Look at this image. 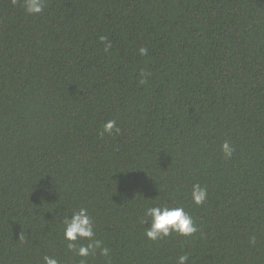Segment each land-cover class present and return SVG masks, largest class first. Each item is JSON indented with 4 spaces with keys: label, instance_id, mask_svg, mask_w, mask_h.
Returning <instances> with one entry per match:
<instances>
[{
    "label": "trees",
    "instance_id": "1",
    "mask_svg": "<svg viewBox=\"0 0 264 264\" xmlns=\"http://www.w3.org/2000/svg\"><path fill=\"white\" fill-rule=\"evenodd\" d=\"M108 120L120 132L101 136ZM154 204L199 231L149 240ZM81 207L109 257L68 249ZM183 254L264 264V0H46L35 15L0 0V264Z\"/></svg>",
    "mask_w": 264,
    "mask_h": 264
},
{
    "label": "clouds",
    "instance_id": "2",
    "mask_svg": "<svg viewBox=\"0 0 264 264\" xmlns=\"http://www.w3.org/2000/svg\"><path fill=\"white\" fill-rule=\"evenodd\" d=\"M25 10L30 15L40 14L44 11L46 0H22ZM141 54H146L147 49L141 48ZM120 132L115 120H108L104 123L101 136L104 133L112 134ZM223 154L226 158H230L235 151L229 141H224L221 145ZM191 198L195 205H203L208 198V190L206 187L196 183L192 186ZM142 223L146 227L145 235L151 241L162 240L164 237L171 235L173 232L189 237L199 231L198 225L194 218L186 212L184 207L169 204H154L148 206L144 210V219ZM64 239L68 241L67 247L78 257L86 258L95 255L99 250V254L103 257H109L110 249L102 246V241L95 239L96 233L92 217L88 213V209L81 207L79 210L73 211L70 215L64 217L63 221ZM84 240L86 243L78 244V241ZM188 254L180 255L176 264H188ZM44 264H60L55 256L45 255L43 257ZM80 264H86L85 260H81Z\"/></svg>",
    "mask_w": 264,
    "mask_h": 264
}]
</instances>
